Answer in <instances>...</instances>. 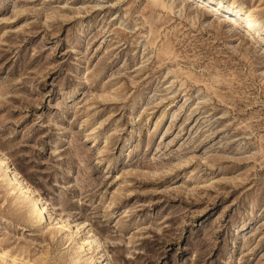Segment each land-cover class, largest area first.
Wrapping results in <instances>:
<instances>
[{
	"label": "rangeland",
	"instance_id": "374dc122",
	"mask_svg": "<svg viewBox=\"0 0 264 264\" xmlns=\"http://www.w3.org/2000/svg\"><path fill=\"white\" fill-rule=\"evenodd\" d=\"M217 1L0 0V264H264V0Z\"/></svg>",
	"mask_w": 264,
	"mask_h": 264
},
{
	"label": "bare ground",
	"instance_id": "6f19581e",
	"mask_svg": "<svg viewBox=\"0 0 264 264\" xmlns=\"http://www.w3.org/2000/svg\"><path fill=\"white\" fill-rule=\"evenodd\" d=\"M194 1L198 2L199 4H203L205 6H210L214 12H219V13L222 12L228 17L234 18V17L238 16L242 20V23L248 28H252L257 24V20L253 16H243L239 12H235L234 10H226L223 6V2H221V1H219V2L217 0H194ZM21 189L23 192H25V188H23L21 186ZM37 203H39V199L36 200V204ZM36 208H37V210H39L43 214V209L41 207L36 205ZM92 242H89L87 240H83V242L81 243L82 244L81 249L84 250L85 248H88V247L91 248V246H93ZM90 264H95V260H92L90 262Z\"/></svg>",
	"mask_w": 264,
	"mask_h": 264
}]
</instances>
